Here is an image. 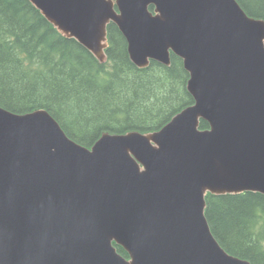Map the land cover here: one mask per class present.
<instances>
[{
	"label": "water",
	"instance_id": "1",
	"mask_svg": "<svg viewBox=\"0 0 264 264\" xmlns=\"http://www.w3.org/2000/svg\"><path fill=\"white\" fill-rule=\"evenodd\" d=\"M29 1L100 63L110 23L137 68L177 56L194 103L90 148L44 109L0 107V264H251L215 239L205 196L264 195V20L236 0Z\"/></svg>",
	"mask_w": 264,
	"mask_h": 264
},
{
	"label": "trees",
	"instance_id": "2",
	"mask_svg": "<svg viewBox=\"0 0 264 264\" xmlns=\"http://www.w3.org/2000/svg\"><path fill=\"white\" fill-rule=\"evenodd\" d=\"M236 1L249 16L264 20V0ZM107 36V60L99 63L60 35L29 0H0V107L15 114L45 109L70 139L89 148L103 133L158 131L194 103L180 58L171 54L169 66L150 61L140 69L116 25L107 26ZM199 128L208 123L200 120ZM205 202L221 247L264 264V195L207 194Z\"/></svg>",
	"mask_w": 264,
	"mask_h": 264
},
{
	"label": "bare ground",
	"instance_id": "3",
	"mask_svg": "<svg viewBox=\"0 0 264 264\" xmlns=\"http://www.w3.org/2000/svg\"><path fill=\"white\" fill-rule=\"evenodd\" d=\"M45 110V109H44Z\"/></svg>",
	"mask_w": 264,
	"mask_h": 264
}]
</instances>
